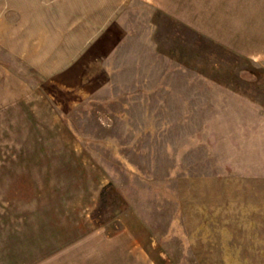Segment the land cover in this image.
I'll return each instance as SVG.
<instances>
[{
  "label": "rangeland",
  "instance_id": "obj_1",
  "mask_svg": "<svg viewBox=\"0 0 264 264\" xmlns=\"http://www.w3.org/2000/svg\"><path fill=\"white\" fill-rule=\"evenodd\" d=\"M0 264H264V0H0Z\"/></svg>",
  "mask_w": 264,
  "mask_h": 264
},
{
  "label": "crops",
  "instance_id": "obj_2",
  "mask_svg": "<svg viewBox=\"0 0 264 264\" xmlns=\"http://www.w3.org/2000/svg\"><path fill=\"white\" fill-rule=\"evenodd\" d=\"M120 1H122V0H120ZM125 1H126V0H125ZM149 1L152 2V0H149ZM115 8H119V7H115ZM108 9H110V11H109V12L106 11V12H105V15H106V17H108L109 20H110V18H111V14H112L111 11H112L113 9H112V8H108ZM108 9H107V10H108ZM111 9H112V10H111ZM113 17H114V16H113ZM109 20H108V22H109ZM105 22H107V21H105Z\"/></svg>",
  "mask_w": 264,
  "mask_h": 264
}]
</instances>
